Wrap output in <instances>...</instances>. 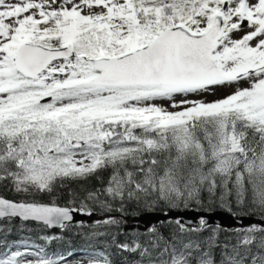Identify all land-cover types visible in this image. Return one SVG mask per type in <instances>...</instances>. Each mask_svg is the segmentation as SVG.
<instances>
[{
    "label": "snow or ice",
    "instance_id": "obj_1",
    "mask_svg": "<svg viewBox=\"0 0 264 264\" xmlns=\"http://www.w3.org/2000/svg\"><path fill=\"white\" fill-rule=\"evenodd\" d=\"M0 187V264H113L26 225L205 198L240 226L176 217L112 244L133 264H264V0H0Z\"/></svg>",
    "mask_w": 264,
    "mask_h": 264
},
{
    "label": "trees",
    "instance_id": "obj_2",
    "mask_svg": "<svg viewBox=\"0 0 264 264\" xmlns=\"http://www.w3.org/2000/svg\"><path fill=\"white\" fill-rule=\"evenodd\" d=\"M106 179V174L102 173L99 178L96 176H93L89 178L86 181H81L78 183H67L63 189H58V193L60 195V203L63 204L65 201L69 200L71 197L69 193L71 191L80 192L83 194L84 189H93V188H101L102 183L101 181ZM0 194L7 195L12 197V193L8 192L6 189L0 187ZM187 209H196L199 211H215V210H226L225 208L219 207L217 204H213L211 207H208L207 204V198H205V204L203 206L191 204L189 208ZM185 210V209H182ZM153 211H159V212H168L171 211L164 207H158ZM228 211V210H227ZM233 211H238L237 209H233ZM139 212V215L143 214L144 211L130 208L129 209V215H125L121 217L118 213H114L113 215L117 216V219H122L125 221V223L120 227L116 228L114 226H101L97 227L95 225V221L97 220H103L105 219V215L96 212V219L91 223H85L83 226H72L70 229L61 230V229H46L41 231L40 227L36 223H28L26 227L33 229L34 231L32 233H23V235H29L31 234L34 238L37 235H57L62 236L63 239L59 241L53 242L49 246V251H57V250H64L66 248H73L76 250L79 249H85L88 251H106L113 262V264H133V261L139 259L138 254H132L128 252H120L113 244H112V238L111 233L118 232L119 234L116 236L117 242H126L130 241L133 238V235L136 233V231L144 232L146 230H139L137 228L132 230L124 231L125 226L130 223V221L139 215H134V213ZM254 217L256 221H260V218L258 215L256 216H249ZM16 225L20 224V221H14ZM255 224H258L257 222ZM247 226V225H245ZM161 231L165 235V237L169 236L170 229L168 228L167 224H165ZM93 233H97L96 235H93ZM103 233H108L109 235H103ZM207 235V233H205ZM229 233H221L219 240L220 242H223L225 240V237L228 236ZM18 238V237H14ZM232 243H235L233 240ZM82 256V255H79ZM216 258L217 261H219L220 258V249H216Z\"/></svg>",
    "mask_w": 264,
    "mask_h": 264
},
{
    "label": "water",
    "instance_id": "obj_3",
    "mask_svg": "<svg viewBox=\"0 0 264 264\" xmlns=\"http://www.w3.org/2000/svg\"><path fill=\"white\" fill-rule=\"evenodd\" d=\"M203 216L205 217L210 224H217L219 223L223 227L226 228H234L237 227V220L240 218L236 217L233 218L232 214L226 210H215V211H199L196 209H186V210H171L167 212V216L165 212L159 211H151V212H144L143 214L134 217L131 220L130 224H127L124 228V231L129 229L138 228L140 230H146L151 224H156L158 221H166L169 218H176L181 217L184 221H192L194 224L199 221V218ZM95 214L92 216L84 215L83 213H77L74 215L73 223L76 224L78 221L84 222H91L93 221ZM256 222L254 217H247L243 219V224H253ZM260 223V221H259ZM58 229V228H53Z\"/></svg>",
    "mask_w": 264,
    "mask_h": 264
},
{
    "label": "rangeland",
    "instance_id": "obj_4",
    "mask_svg": "<svg viewBox=\"0 0 264 264\" xmlns=\"http://www.w3.org/2000/svg\"><path fill=\"white\" fill-rule=\"evenodd\" d=\"M226 91H228V90H226V89H222V90H220V92L218 93V95H222V94H224ZM83 258V256H77L76 257V259H82Z\"/></svg>",
    "mask_w": 264,
    "mask_h": 264
}]
</instances>
